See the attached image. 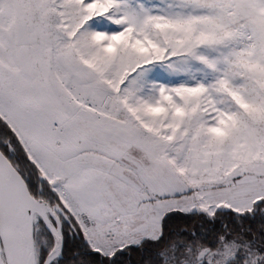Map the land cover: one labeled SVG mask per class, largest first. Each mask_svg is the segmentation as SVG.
<instances>
[{
    "label": "snow or ice",
    "instance_id": "6c2138e0",
    "mask_svg": "<svg viewBox=\"0 0 264 264\" xmlns=\"http://www.w3.org/2000/svg\"><path fill=\"white\" fill-rule=\"evenodd\" d=\"M0 264H264V0H0Z\"/></svg>",
    "mask_w": 264,
    "mask_h": 264
}]
</instances>
